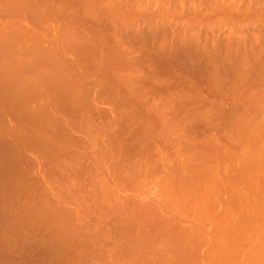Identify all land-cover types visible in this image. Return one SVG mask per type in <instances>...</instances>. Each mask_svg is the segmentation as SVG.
I'll return each mask as SVG.
<instances>
[{"label":"rangeland","instance_id":"obj_1","mask_svg":"<svg viewBox=\"0 0 264 264\" xmlns=\"http://www.w3.org/2000/svg\"><path fill=\"white\" fill-rule=\"evenodd\" d=\"M31 1L0 0V264H189L205 182L264 142V0Z\"/></svg>","mask_w":264,"mask_h":264},{"label":"bare ground","instance_id":"obj_2","mask_svg":"<svg viewBox=\"0 0 264 264\" xmlns=\"http://www.w3.org/2000/svg\"><path fill=\"white\" fill-rule=\"evenodd\" d=\"M5 1V0H4ZM8 1V0H7ZM26 1V0H25ZM28 1V0H27ZM33 1V0H32ZM31 1V2H32ZM39 1V0H38ZM42 1V0H41ZM61 1V0H60ZM59 1V2H60ZM63 1H65V0H63ZM74 1V0H73ZM87 1H89V0H87ZM112 1V0H111ZM125 1H127V0H125ZM128 1H130V2H134V0H128ZM144 1V0H143ZM159 1V0H158ZM158 1H156V4L158 5L162 0H160V2H158ZM246 1V0H245ZM251 1V0H250ZM250 1L248 2V0L246 1L247 2V7H246V9H249V6H250ZM256 1H261V0H256ZM256 1L255 0H253V2H255L254 4L255 5H257V3H256ZM263 1V0H262ZM261 1V2H262ZM48 2V1H47ZM68 2H69V0H68ZM70 2H71V0H70ZM69 2V3H70ZM115 2H117V1H115ZM119 2H120V0H119ZM118 2V3H119ZM133 2H132V5H133ZM135 2H138V4H137V10H134V11H139L138 10V5H140V3L139 2H142L141 0H135ZM149 2V1H148ZM147 2V3H148ZM151 2V1H150ZM153 2V1H152ZM154 2H155V0H154ZM158 2V3H157ZM252 2V1H251ZM264 2V1H263ZM5 3V2H4ZM6 3H9V2H6ZM18 3H20V2H18ZM26 3H28V2H26ZM34 3H35V1H34ZM38 3V2H37ZM81 3H83V1L81 2ZM101 3H103V1L101 2ZM106 3V2H105ZM110 4H112L111 2H109ZM123 3V2H122ZM143 3V2H142ZM147 3H144V4H146V6H147ZM163 3V4H162ZM2 4H3V2L1 3V6H2ZM20 4H22V2L20 3ZM19 4V5H20ZM24 4H25V2H24ZM23 4V5H24ZM29 4V3H28ZM28 4L26 5L28 8L29 7H31V8H36V6L35 7H32V5L31 6H28ZM64 4V3H63ZM67 4V3H66ZM75 3H73L72 5H74ZM84 4V3H83ZM89 4V3H88ZM92 4V3H91ZM113 4H114V2H113ZM126 4V3H125ZM136 4V3H135ZM134 4V5H135ZM152 4V3H151ZM155 4V3H154ZM154 5V7H156L157 5ZM172 4H174V2H172ZM253 4V3H252ZM253 4V5H254ZM264 4V3H263ZM262 3L260 4V5H258L256 8H258V7H260L261 5H263ZM4 5H6V4H4ZM9 5H11V4H9ZM12 5H14L13 3H12ZM34 5H36V4H34ZM50 5V4H49ZM99 5V4H98ZM114 5H116V4H114ZM113 5V6H114ZM119 5V4H118ZM128 5H131V3H129ZM132 6V8H134L135 9V6ZM142 5V4H141ZM153 5V4H152ZM159 5H162L161 7L164 9H162L164 12H166L165 14H167V13H169L170 12V10H172L171 9V0H163ZM220 5V4H219ZM236 5V4H235ZM235 5H233V7L235 6ZM245 5H246V3H245ZM18 6V5H17ZM42 6V5H41ZM45 6V5H44ZM57 6V5H56ZM66 6V5H65ZM84 6V5H83ZM91 6V5H90ZM89 6V7H90ZM109 6V5H108ZM111 6V5H110ZM120 6V5H119ZM123 6H124V3H123ZM123 6H122V9H124L123 8ZM127 5H125V7H126ZM173 6V5H172ZM222 6V5H221ZM226 6V5H225ZM225 6H224V9H225ZM231 6V5H230ZM243 6V5H242ZM252 6V5H251ZM8 7V6H7ZM10 7V6H9ZM12 7V6H11ZM20 7H22V6H20ZM59 7H62V6H59ZM74 7V6H73ZM78 7V6H77ZM80 7V6H79ZM78 7V8H79ZM93 7V6H92ZM128 7H130V6H128ZM143 7H144V5H143ZM148 7V6H147ZM146 7V8H147ZM150 7H153V6H150ZM149 7V8H150ZM153 7V8H154ZM160 7V6H159ZM161 7H160V9H161ZM218 7V6H217ZM217 7H215V8H217ZM226 7H228V6H226ZM233 7H231V8H233ZM244 7V6H243ZM263 7H264V5H263ZM263 7H261V8H263ZM26 8V7H25ZM63 8H64V6H63ZM69 8V7H68ZM94 8V7H93ZM107 8V7H106ZM120 8V7H119ZM127 8V7H126ZM132 8L130 9V10H132ZM145 8V7H144ZM143 8V9H144ZM145 8V9H146ZM149 8H148V10H149ZM153 8L152 9H150V10H153ZM221 8V7H220ZM219 8V9H220ZM251 8V7H250ZM252 8H253V6H252ZM11 9V8H10ZM17 9V8H16ZM60 9H62V8H60ZM65 9V8H64ZM67 9V8H66ZM82 9V8H81ZM109 9V8H108ZM107 9V10H108ZM121 9V10H122ZM129 9V8H128ZM140 9H141V7H140ZM174 9V8H173ZM221 9H223V8H221ZM235 9V8H234ZM245 9V10H246ZM260 9V8H259ZM264 9V8H263ZM1 10V9H0ZM3 10V9H2ZM15 10V9H14ZM13 10V11H14ZM22 10H24V8L22 9ZM74 10V9H73ZM103 10H105V9H103ZM125 10H127V9H125ZM147 10V9H146ZM226 10V9H225ZM230 10V9H229ZM250 10H252V9H250ZM6 11V10H5ZM17 10H15V12H16ZM21 11V10H20ZM37 11V10H36ZM76 11H78V10H76ZM86 11V10H85ZM84 11V12H85ZM88 11H89V9H88ZM123 11V10H122ZM128 11V10H127ZM7 12H8V10H7ZM106 12V11H105ZM108 12H110V11H108ZM131 12V11H130ZM133 12V11H132ZM131 12V13H132ZM143 12V10L141 11V13ZM13 13V12H12ZM118 13V12H117ZM134 13V12H133ZM152 14L153 12H148V14ZM11 14V13H10ZM112 14H113V12H112ZM115 14V13H114ZM170 15V14H169ZM7 16V15H6ZM9 16V15H8ZM4 20V19H3ZM157 21H159V20H157ZM167 21V20H166ZM166 21H164V22H166ZM1 22H3V21H1ZM0 22V24L1 25H4V23L2 24ZM10 22V21H9ZM12 22H13V20H12ZM150 22V21H149ZM156 22V21H155ZM168 22V21H167ZM151 23V22H150ZM160 23H162V25H164L165 26V23H163L162 22V20L160 21ZM159 23V24H160ZM7 24V23H6ZM5 24V25H6ZM12 24V23H11ZM152 24H153V21H152ZM8 25V24H7ZM6 25V26H7ZM10 26V25H9ZM151 26H153L154 27V24L153 25H151ZM157 27H158V22H157V25H156ZM155 26V27H156ZM1 27V26H0ZM4 27V26H3ZM2 27V28H3ZM13 27V26H12ZM159 27H161V26H159ZM4 29V28H3ZM7 30V29H6ZM0 31H3V30H0ZM8 32H9V30H7ZM4 32V31H3ZM2 32V33H3ZM3 37V36H2ZM8 37V36H7ZM6 39H8V38H6ZM10 39V38H9ZM12 39V38H11ZM10 39V40H11ZM9 40V41H10ZM6 41V40H5ZM12 42H13V40H11ZM25 41V40H24ZM7 42V41H6ZM238 43H240V42H238ZM242 43V42H241ZM240 45V44H239ZM245 44H243V46H244ZM259 45V44H258ZM243 46H241L240 45V47H243ZM253 46V45H252ZM246 47V46H245ZM257 47V46H256ZM238 48V50H239V47H237ZM258 48V47H257ZM240 50H242L243 51V49H241L240 48ZM239 50V51H240ZM251 51H253V50H251ZM243 52H245V49H244V51ZM242 52V53H243ZM237 53H238V51H237ZM241 53V55H243ZM246 54V53H245ZM242 58L244 57V55L243 56H241ZM240 57V58H241ZM239 58V57H238ZM240 58H239V60H240ZM244 59H245V57L243 58V60H242V62L244 61ZM238 60V61H239ZM246 61H247V59H245ZM246 63V62H245ZM8 64V63H7ZM238 64V63H237ZM242 63H240V65H241ZM247 64H248V62H247ZM250 65V64H249ZM6 66V65H5ZM239 66V65H238ZM251 66V65H250ZM240 67V71H241V69H243L242 67L243 66H239ZM239 67H237L238 69H239ZM246 67L247 68H249L248 67V65H246ZM246 67H244V68H246ZM259 67V66H258ZM257 67V68H258ZM7 68V67H6ZM246 68V69H247ZM256 68V69H257ZM5 69V68H4ZM7 69H10L9 67L7 68ZM246 69H244L242 72L243 73H241V75L242 76H244L245 74H247V71L249 70H247L246 71V73L244 72ZM251 69H252V72H253V68L251 67ZM250 69V70H251ZM255 69V68H254ZM6 70V69H5ZM239 71V70H238ZM10 72V71H9ZM9 72L7 71V76H9ZM237 72V71H236ZM264 72V71H263ZM245 73V74H244ZM248 73H249V71H248ZM6 74V73H5ZM238 74V73H237ZM244 74V75H243ZM255 74V73H254ZM238 75H240V74H238ZM240 75V76H241ZM250 76H251V74H249ZM256 75V74H255ZM5 76V75H4ZM7 76H5L4 77V79L7 77ZM260 76H261V74H260ZM248 77V76H247ZM251 77H253V75L251 76ZM256 77H257V75H256ZM262 78H260V79H264V76L262 75L261 76ZM11 79V78H10ZM10 79H9V81H10ZM248 79H250L249 77H248ZM259 79V78H258ZM6 80V79H5ZM252 80H254V79H252ZM256 80V79H255ZM7 81V80H6ZM263 81V80H262ZM249 82V81H248ZM247 82V83H248ZM250 82H251V79H250ZM253 82V81H252ZM251 82V83H252ZM8 83V82H7ZM253 84H254V82H253ZM256 85V84H255ZM264 86V85H263ZM247 87H248V85H247ZM260 87V86H259ZM250 89V88H249ZM246 91V90H245ZM258 91H263L264 92V90L262 89V90H259L258 89ZM247 92V91H246ZM249 93V92H248ZM260 93H262V92H260ZM243 95H244V92L242 93ZM241 94V95H242ZM253 94H254V92H253ZM252 94V95H253ZM255 94H258V98H260L261 97V100L263 101L264 100V95H262V94H260L259 95V92L257 93V91H256V89H255ZM246 95V94H245ZM248 95H250V96H252L251 95V89H250V94H248ZM263 96V97H262ZM239 97H240V95H239ZM255 96L253 95V99L250 97V99H252L253 101L255 100H257L256 99V97L254 98ZM247 98V97H246ZM263 98V99H262ZM249 99V98H248ZM241 100V99H240ZM243 100H244V98H243ZM259 100V99H258ZM258 100L256 101V106L257 105H259V102H260V104H263L264 105V102H261V100H259V102H258ZM235 101V100H234ZM242 101V100H241ZM252 101V102H253ZM240 102V101H239ZM236 103V102H235ZM238 103V102H237ZM237 103H236V105H237ZM241 103V102H240ZM242 103H243V105H244V101H242ZM251 103V102H250ZM249 103V104H250ZM246 104V103H245ZM245 106V105H244ZM246 106H248V108H249V105H247L246 104ZM244 108V107H243ZM246 108V107H245ZM247 109V108H246ZM262 109H264V108H262ZM229 110H231V109H229ZM235 110H237V109H235ZM239 110H240V108H239ZM242 110V109H241ZM252 110V109H251ZM255 112H254V111ZM252 111H253V113H252V111L250 112V110H245L246 111V113L249 111L250 112V114H248L249 115V117L250 116H252L251 114H255V116H254V118L257 120L259 117H258V115L260 116V115H263V117H264V112L263 113H261L260 112V114H258L257 116H256V114L258 113V111H256L255 109H253ZM228 111V110H227ZM231 111H233L235 114H236V112L238 111H234L233 109L231 110ZM230 112V111H229ZM244 109L242 110V112H240V115H239V113H237L236 115H239V116H235V117H242V115H241V113L243 114V116H246L247 114L244 112ZM248 112V113H249ZM231 113V112H230ZM223 114V113H222ZM227 113H225L224 112V115H226ZM234 114V115H235ZM244 114H246V115H244ZM220 115V114H219ZM228 115H229V113H228ZM248 115H247V118H245V117H243V118H245L246 119V121H245V119H243V122H247L248 120L247 119H249V117H248ZM227 117V116H226ZM230 117V116H229ZM262 117V118H263ZM219 118H220V116H219ZM224 118V116L222 115V119ZM231 118V117H230ZM230 118H228V119H230ZM237 118H235V119H237ZM232 119V118H231ZM238 120V119H237ZM240 120V119H239ZM238 120V121H239ZM250 120H253L254 121V119H253V116H252V118L250 119ZM248 121L249 123L250 122H252V121ZM254 121V122H256V124L258 125H260L261 123H259L260 121H264L263 119H261V116H260V119H259V121L257 120V121ZM229 121V120H228ZM232 121V120H231ZM235 121V120H234ZM241 121V120H240ZM209 122H210V120H209ZM217 122L219 123V121H218V119H217ZM216 122V123H217ZM224 122H226L225 120H224ZM223 122V123H224ZM217 123V125H219ZM222 123V122H221ZM236 123H237V121H236ZM242 123V121L240 122V125L243 127V130H244V127H246L247 126V124H246V126L244 125V123L243 124H241ZM226 124V123H225ZM252 124V126L251 127H248L249 125H251ZM251 124H248V126L246 127V128H248V130H246V128H245V130L248 132V131H250L251 130V133L250 132H248V133H250V135H253V134H255L256 133V135L259 133H257L256 131H257V129L258 128H263V130H264V122L260 125V127H258L256 124H253V123H251ZM225 126V125H224ZM239 126V125H238ZM241 126H239L238 127V129H236L235 130V128H236V126H234L235 128L233 129V130H235V131H239V128L241 127ZM219 127V126H218ZM218 127H216V128H218ZM230 127V126H229ZM241 127V128H242ZM221 128V127H220ZM219 128V129H220ZM226 128H227V126H226ZM232 128V127H231ZM250 129V130H249ZM226 130V129H225ZM224 130V131H225ZM233 130L231 131L232 133H233ZM241 130V129H240ZM262 130V131H263ZM237 131V132H238ZM242 131V130H241ZM245 131V132H246ZM258 131H260V129L258 130ZM262 131H260V132H262ZM220 132V131H219ZM231 132H228V133H230V135H232L231 134ZM244 132V131H243ZM244 132V133H245ZM255 132V133H254ZM235 133V132H234ZM263 134H264V132H262ZM226 134H227V132H226ZM237 134V133H236ZM240 134H241V132H240ZM245 134H247V133H245ZM222 135V134H221ZM223 135H224V133H223ZM222 135V136H223ZM228 135V134H227ZM227 135H226V137H227ZM248 135V134H247ZM261 134H259V137H261L260 136ZM229 136V135H228ZM232 136H234V135H232ZM232 136H231V138H232ZM243 136V135H242ZM246 136V135H245ZM217 137H219L218 135H217ZM217 137H215V138H217ZM224 137V136H223ZM241 137V136H240ZM239 137V138H240ZM244 137V136H243ZM248 137V136H247ZM253 137H255V135L253 136ZM214 138V139H215ZM230 138V137H229ZM229 138H227V141L229 142ZM230 138V139H231ZM234 138H235V136H234ZM250 138V137H249ZM251 138H252V136H251ZM250 138V139H251ZM264 137L262 136V139H263ZM213 139V138H212ZM213 139V140H214ZM238 139V138H237ZM247 139V138H246ZM253 140H254V138H252ZM251 139V141H253ZM256 139H258V137L256 138ZM255 139V140H256ZM223 140V139H222ZM221 140V141H222ZM234 140V139H233ZM248 141H247V143H249V139H247ZM216 141H219V139H217ZM225 141V140H224ZM237 141V140H236ZM259 141H260V139H259ZM233 142V141H232ZM232 142H231V144H232ZM257 141H254V144L256 143ZM208 143H211V142H209V140H208ZM221 143V142H220ZM247 143H245V144H247ZM262 143V142H261ZM261 143L259 144V143H256V146H254V145H252V142H251V144L250 145H252V148H251V151H252V154H248L247 152L249 151V153H250V148L248 149V151L246 150L245 151V149H244V147H243V149L242 150H244V152L246 153V154H248V155H246L245 153H242V155L243 154H245V155H243V156H246V157H244L243 158V160L242 161H240V163L239 164H237L236 165V163L234 162V165L232 164V167L233 168H230V166L228 167V165L227 166H222V164L220 165V168H222L221 170H219V172L217 171V170H215V171H217L216 172V175H213V176H208L209 178L207 179V181L205 182V184L204 183H202V182H204V181H202L201 182V184H204V186H203V189H202V192H203V200H202V214H200L201 215V217H200V215H199V220L197 221V224H198V226H191L190 224V228H189V231H188V234H189V239L187 240L188 241V246H189V252H190V262H189V264H264V142L262 143V145H261ZM223 144V143H222ZM221 144V145H222ZM225 144V143H224ZM235 144H237V142L235 143ZM239 144V143H238ZM241 144V143H240ZM244 144V143H243ZM257 144H259V145H257ZM228 145V144H227ZM248 145V144H247ZM247 145H245V148H246V146ZM209 146V145H208ZM238 146V145H237ZM219 147V146H218ZM222 147V146H221ZM224 147V146H223ZM229 147V146H228ZM227 147V148H228ZM251 147V146H250ZM204 148H206V147H204ZM226 148V149H227ZM231 148V147H230ZM233 148V147H232ZM231 148V149H232ZM214 149H215V147H214ZM218 149H220V148H218ZM223 149V148H222ZM225 149V150H226ZM237 149V148H236ZM240 149V148H239ZM208 150V149H207ZM216 150V149H215ZM214 150V151H215ZM224 150V149H223ZM233 150V149H232ZM254 150H256V151H258V152H254ZM235 151V150H234ZM205 152V151H204ZM209 152V151H208ZM214 153V152H213ZM222 153V152H221ZM229 153V152H228ZM234 153V152H233ZM206 154V153H205ZM210 154V153H209ZM217 154V153H216ZM220 154V153H219ZM225 154H227V152L225 153ZM235 154V153H234ZM236 155H237V153H236ZM239 155L241 156V154L239 153ZM239 155H237V156H239ZM201 156H203V155H201ZM207 156V155H206ZM225 156V155H224ZM232 156V155H231ZM230 156V157H231ZM242 156V157H243ZM203 157H205V155L203 156ZM217 157V156H216ZM241 157V158H242ZM202 158V157H201ZM210 158V157H209ZM232 158H233V156H232ZM241 159L240 157H237V159ZM205 159V158H204ZM234 159V158H233ZM202 160V159H201ZM219 160H220V158H219ZM235 160V159H234ZM203 161V160H202ZM208 161V160H207ZM223 161V160H222ZM226 161H228L227 159H226ZM231 161V160H230ZM218 162V161H217ZM221 162V161H220ZM219 162V163H220ZM225 162V161H224ZM207 163V162H206ZM214 163V162H213ZM204 163L202 162V165H203ZM211 164V163H210ZM212 165V164H211ZM224 165H226L225 163H224ZM206 166H208L207 164H206ZM210 166V165H209ZM219 167V166H218ZM203 168V167H202ZM211 168H213V167H211ZM220 168H218V169H220ZM187 169V168H186ZM201 169V168H200ZM207 169V168H206ZM215 169V168H214ZM231 169L233 170V171H231ZM204 170V169H203ZM209 170V169H208ZM187 171V170H186ZM214 171V172H215ZM213 172V171H212ZM210 173V172H209ZM186 174H188V173H186ZM207 175H208V172L206 173ZM215 174V173H214ZM210 175H212V173H210ZM201 177L203 176V175H200ZM205 176V175H204ZM189 177V176H188ZM200 177V178H201ZM203 180V179H202ZM182 181V180H181ZM180 183V182H179ZM182 185V184H181ZM189 186V185H188ZM191 186H193V185H191ZM197 186V185H196ZM184 187V186H183ZM182 187V188H183ZM198 187V186H197ZM185 188H187V185L185 186ZM189 188V187H188ZM196 188V187H195ZM190 189V188H189ZM194 189V188H193ZM197 189V188H196ZM191 190H192V188H191ZM190 190V191H191ZM193 191V190H192ZM200 191V190H199ZM198 190H197V192H199ZM196 192V191H195ZM192 194V193H191ZM198 194V193H197ZM202 195V194H201ZM194 196V195H193ZM200 196V195H199ZM198 196V197H199ZM201 197V196H200ZM192 198H197V196L196 197H192ZM199 199V198H198ZM170 200V199H169ZM200 200V199H199ZM197 201V200H196ZM199 202V201H198ZM191 203V202H190ZM189 203V204H190ZM197 202H195L194 203V201H193V205H195ZM198 204V203H197ZM191 205V204H190ZM142 207V206H141ZM145 207V206H144ZM190 207V206H189ZM199 207V206H198ZM148 208V207H147ZM152 208V207H151ZM145 209V208H144ZM143 209V210H144ZM153 209V208H152ZM157 209V208H156ZM141 210H142V208H141ZM148 210V209H147ZM151 210V209H150ZM153 210H155V209H153ZM145 211V210H144ZM161 211V210H160ZM148 212H149V210H148ZM155 212H153V214H154ZM158 214V213H157ZM193 215V214H192ZM154 216V215H153ZM185 216L187 217L188 215L187 214H185ZM184 216V217H185ZM195 216V215H194ZM185 217V218H186ZM193 217V216H192ZM196 217V216H195ZM194 217V219H196ZM198 217V216H197ZM188 218V217H187ZM187 218L185 219V220H187ZM155 219V218H154ZM193 219V218H192ZM146 220V219H145ZM163 221V220H162ZM139 222V221H138ZM153 222V221H152ZM152 222H150V223H152ZM159 223V222H158ZM160 223H161V220H160ZM163 223V222H162ZM168 223V222H167ZM178 223V222H177ZM186 223V222H185ZM196 223L194 224V225H197ZM141 225V224H140ZM139 224H138V226H140ZM174 225H176V223L174 224ZM187 224H185L184 226H186ZM156 226V225H155ZM140 227H142V226H140ZM189 227V226H188ZM138 228V227H137ZM182 228V227H181ZM180 228V229H181ZM195 228H198V230H199V234H198V236H196V233H195ZM158 229V228H157ZM163 229H164V227H163ZM174 229V228H173ZM178 229V228H177ZM186 229H188V228H186ZM162 230V229H161ZM173 231V230H172ZM176 231V230H175ZM197 232V231H196ZM173 233V232H172ZM178 233V232H177ZM186 233V235H187V232H185ZM174 234V233H173ZM143 235V234H142ZM144 235H146V234H144ZM143 235V236H144ZM147 235H148V233H147ZM146 235V236H147ZM150 235V234H149ZM152 235H154V234H152ZM177 235H175L174 236V238L176 237ZM182 236V235H181ZM151 237V236H150ZM155 237V236H154ZM178 237H179V235H178ZM187 238V237H186ZM181 238H179V241L181 242V240H180ZM172 241V240H171ZM175 241H176V239H175ZM184 241H185V239H184ZM186 242V241H185ZM200 244H202L201 245V247L200 248H202V249H200V248H198V250H202L200 253H199V251L197 250V245H199V243ZM180 244H183V243H180ZM185 244H187V243H185ZM173 245H175L174 243H173ZM179 245V244H178ZM177 245V246H178ZM171 246H172V244H171ZM186 246V245H185ZM179 247V246H178ZM172 248H176V246L175 247H173L172 246ZM181 248H183V247H181ZM172 250V249H171ZM175 250H177L176 252H178L179 250L178 249H174V251ZM181 250V249H180ZM173 251V250H172ZM183 251H184V249H183ZM198 251V252H197ZM180 252V251H179ZM185 252V251H184ZM184 252H182V253H184ZM187 252V251H186ZM186 252L184 253V254H186ZM188 252V253H189ZM181 253V252H180ZM180 253H178V255H180ZM173 254V253H172ZM171 255V254H170ZM175 255V254H174ZM188 255V254H187ZM181 256V255H180ZM173 257V256H172ZM174 258V257H173ZM172 258V259H173ZM179 260H180V262H181V258L179 257L178 258ZM177 259V260H178ZM171 260V259H170ZM173 261V260H172ZM176 261V260H175ZM183 262V261H182ZM172 263V262H171ZM170 263V264H171ZM175 263H177V262H175Z\"/></svg>","mask_w":264,"mask_h":264}]
</instances>
